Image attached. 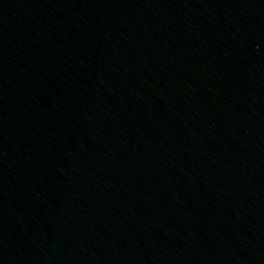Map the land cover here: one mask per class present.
<instances>
[{"label": "water", "instance_id": "obj_1", "mask_svg": "<svg viewBox=\"0 0 264 264\" xmlns=\"http://www.w3.org/2000/svg\"><path fill=\"white\" fill-rule=\"evenodd\" d=\"M0 264H264V0H0Z\"/></svg>", "mask_w": 264, "mask_h": 264}]
</instances>
